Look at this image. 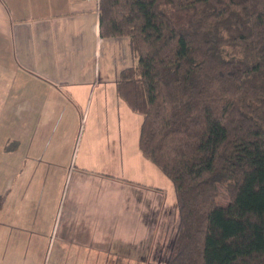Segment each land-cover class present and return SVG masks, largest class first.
<instances>
[{"label":"crops","instance_id":"crops-1","mask_svg":"<svg viewBox=\"0 0 264 264\" xmlns=\"http://www.w3.org/2000/svg\"><path fill=\"white\" fill-rule=\"evenodd\" d=\"M136 61L101 35L100 0H0V264L144 263L171 204L117 91Z\"/></svg>","mask_w":264,"mask_h":264},{"label":"trees","instance_id":"trees-1","mask_svg":"<svg viewBox=\"0 0 264 264\" xmlns=\"http://www.w3.org/2000/svg\"><path fill=\"white\" fill-rule=\"evenodd\" d=\"M100 31L130 39L117 91L175 187L157 264H264V0H100Z\"/></svg>","mask_w":264,"mask_h":264},{"label":"rangeland","instance_id":"rangeland-1","mask_svg":"<svg viewBox=\"0 0 264 264\" xmlns=\"http://www.w3.org/2000/svg\"><path fill=\"white\" fill-rule=\"evenodd\" d=\"M128 107L130 108V110L133 113H136L143 118V114L141 112L132 109L129 105H128ZM146 158H148V157L146 156ZM166 178H168L169 182L168 181H167L168 183L164 182L163 188H164L165 192L167 193L166 203L171 204L170 206H167L164 209V211H166L170 207L171 213H169L167 215L168 216L167 217L168 225L166 226L165 230H162L160 233H157L154 237L146 240V251H145V254L143 256L144 257V263L143 264H157V263H159L157 261H160V262L164 261V259L169 254L171 241H172L173 236L175 234L174 231H175V227H176L177 220H178V211H176L177 208H176V210L172 209V204L174 201L176 202V193H175V187H174L172 181L169 179L168 176ZM226 201H227V198L223 192L219 198V202L222 204H225ZM172 225H173V228H172V230H170ZM26 252L27 251L24 248L23 251L20 252V253H22V255L19 256L20 258H18L16 261H14L13 264H31V263L32 264H42L39 261L41 254L31 255V254H27ZM10 253L11 252H8L6 255V258H5L6 263L5 264H7L8 260L10 259ZM55 256H56V253L53 252L52 253V260H51L50 264H57V263H54L55 262ZM128 256L132 257L131 255H128ZM130 257L122 256L120 258L119 264H125V263L142 264L140 262V259L138 262H131ZM35 258H37V261H35ZM139 258H141V255L139 256Z\"/></svg>","mask_w":264,"mask_h":264}]
</instances>
